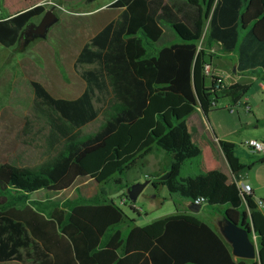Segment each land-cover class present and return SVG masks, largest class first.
<instances>
[{
	"label": "trees",
	"instance_id": "obj_1",
	"mask_svg": "<svg viewBox=\"0 0 264 264\" xmlns=\"http://www.w3.org/2000/svg\"><path fill=\"white\" fill-rule=\"evenodd\" d=\"M171 4L181 16L172 14L166 4L155 7L154 0H113L108 7L120 12L82 45L73 62L84 82L77 97H56L40 81L30 79L32 116L25 119L21 134L25 144L33 134L45 157L31 167L0 164V260L264 264V214L252 194L231 197L218 219L221 224L228 219L254 229L258 259L247 260L235 259L223 237L191 213L134 225L123 234L120 226L127 215L104 188L111 182L121 186L122 175L160 147L176 157L170 160L167 179H147L148 183L155 188L165 185L190 205L200 196L205 205L219 204L222 181L216 170L177 178L181 159L176 132L196 108L206 118L220 97L235 104L249 89V83L226 84L222 76L224 86L214 88L218 76L204 71L206 64L211 66L209 49L214 44L222 53L235 54L236 72H257L264 80V0H171ZM44 11V5L36 4L0 15V44L14 46L27 24ZM162 23L170 28V37ZM205 25V43L198 48ZM163 36L165 44H158ZM98 118L95 130L86 132L84 127ZM218 142L234 178L240 180L251 166L235 154L233 142ZM257 162L264 163V156ZM37 191L74 197L39 201L34 198ZM123 196L129 200L126 192Z\"/></svg>",
	"mask_w": 264,
	"mask_h": 264
},
{
	"label": "rangeland",
	"instance_id": "obj_2",
	"mask_svg": "<svg viewBox=\"0 0 264 264\" xmlns=\"http://www.w3.org/2000/svg\"><path fill=\"white\" fill-rule=\"evenodd\" d=\"M108 1L110 0H98L92 4H85L83 0H22L20 2L23 6L42 4L45 10L51 9L57 15V20L48 28L44 37L29 35L27 26L14 46L4 47L0 44V141L5 138L7 144L13 149L12 153L21 152L22 166L34 165L44 158L42 149L38 146L40 142L34 138L33 134L27 136L33 142L30 146L23 145L22 142L24 135L21 132L25 119L32 116L30 107L33 90L30 79L39 80L56 97L76 96L82 90L83 80L74 71L73 61L82 44L106 20L116 16V10L102 9V6H105ZM1 2L2 0H0ZM1 10L0 15L7 16L8 12L3 8ZM14 11L15 9H12L11 12ZM42 15L43 13L34 17L30 22L38 24ZM177 16H181V13H178ZM181 18L186 19L185 16ZM206 26L198 48L204 46L205 39L203 37ZM163 27L170 30L164 24ZM163 40L164 36L158 41V44L164 45ZM209 51L213 54L211 67L214 68L217 66L214 56H219L222 52L218 45L217 47L213 45ZM231 65H222L226 69L220 67L227 83L231 81L230 75L234 76L233 71H230ZM211 67L210 74H212ZM236 74L239 78L238 82L250 84L249 89L241 98V105L222 98L220 101L218 100L206 118L201 116V121L204 124L208 123L211 129L204 133L203 141L206 144L211 143L215 134L214 136L218 139L233 142L235 154L244 164L251 166L243 174L244 181L252 186L261 185L263 194L261 198L264 200V163L257 162L264 155L252 153L244 144L249 139H264V80L258 77L257 72L249 71L244 74ZM244 103L247 105L244 106ZM99 121L98 118L87 124L84 127L85 131H94ZM38 125L39 123L36 124L33 131L37 129ZM167 156L164 151L154 150L142 164H136L122 175L121 186L114 185L112 182L104 186L109 197H112L117 204H120V199L125 200V203L120 206L128 217L135 219L137 225H145L171 214L190 211L187 204L189 200L182 197L180 193H169L165 185H158L155 188L151 183H148L138 195L135 203L126 200L123 196L126 189L136 182H143L149 178L155 180L158 177L160 180L161 175H158L159 172L155 167L158 166L157 161L159 160L163 165L165 162L167 163L169 160ZM201 173L200 158L194 157L187 159L181 165L178 178L196 176ZM68 197H72V195L63 193L58 197L50 198V200L56 202V200ZM218 199L224 203L215 207L203 204L199 211L193 212V214L215 226L221 212L229 206L228 201H224L223 192L219 194ZM50 202L46 201V203ZM260 208L262 209V207ZM138 211L141 213L140 217L137 216ZM129 221L127 220V223ZM254 240L256 241V239Z\"/></svg>",
	"mask_w": 264,
	"mask_h": 264
},
{
	"label": "crops",
	"instance_id": "obj_3",
	"mask_svg": "<svg viewBox=\"0 0 264 264\" xmlns=\"http://www.w3.org/2000/svg\"><path fill=\"white\" fill-rule=\"evenodd\" d=\"M21 1L22 0H2V2L0 3V6H1V8L5 9L8 12L7 16L13 15V14H15L17 12L23 11V10H25V9L33 6V5L23 6V4L20 3ZM112 1L113 0H110V1L106 2V5L107 6L106 5H105L106 7L105 6H102V9H106L107 8L106 10H116V12L118 14L120 12V9H113V8H109L108 7V5ZM154 1L157 2V5L155 7H160V6L166 4L172 10V14L173 13L174 14H178L177 11H176V9H175V6L176 5L174 4V7H173L172 4H171V0H154ZM174 1H179L180 2L182 0H174ZM1 8H0V11H2ZM12 9H15V11L14 12H11ZM159 13H160V8H157L155 14L157 15ZM117 14H116V16H117ZM115 17H113V18H115ZM113 18H111L109 20H106L96 30V32L99 29H101L107 22H109L110 20H112ZM162 24H161V26L163 28L164 33H166L170 37V35H171L170 34V30H166L163 27ZM214 45H215V47H217V44H214ZM214 57H215L214 60H217L216 61L217 66L214 67V68H212L210 66L211 67V73L214 74V75H217V76H222L223 77V80H224V82L226 84L238 82L239 78L237 77V74L236 73H238V74H244V73H246V72H236V70H235V72L233 71V67L235 66V64H233V63H235V54L234 53H222L221 55L214 56ZM212 60L213 59H211V63H212ZM222 65H224V66L231 65L230 71L231 70L233 71L234 76L233 75L232 76L230 75V80H231L230 83H227L226 82V77L224 76L222 69H220V67L221 68H225V67H222ZM239 83H244V82H239ZM83 84H84V82L82 83V86H83L82 87V90L76 96H74V97H64V98H75V97H77L83 91V89H84V85ZM263 87H264V84H263ZM222 98L229 99L228 97H220L219 98V101ZM201 116L203 118H205L203 116V114L201 113L200 109L199 108H196L188 117H186L181 122L182 129L179 130L178 132H176V135L178 136V142H177L176 146H177V150H179L180 159H181V165H183V163L187 159H191V158H194V157H199L200 158V167H201V170H202V173L201 174H204V173H206L207 171H210V170H216L219 173V178L222 181V186L220 188L219 194L223 192L224 193V199H225L224 201H229V199L231 197L237 196V195H239V196L241 195L240 194V182H241V180H236L234 178V176H233V174H232V172H231V170H230V168H229V166L227 164V161H226V159H225V157L223 155V152H222V150L220 148V145H219V142H218L219 139L216 136H214L215 134L213 135V138H212V142L211 143H207L206 144V142L203 141V135H204V133H207V131L210 129V126L208 125V123L207 124L206 123L204 124L201 121ZM22 142H23V145H26V146H30L31 143H33L32 140L31 141L28 140V143L29 144H25L24 141H23V139H22ZM38 146L41 148L40 144ZM12 150L13 149L11 148V146L7 144L6 139L3 138V141H0V164H12V165H15V166H18V167H31V166H34V165L37 164V163H35L34 165H31V166H22V164L20 162L21 152H18L16 154H14V153H12ZM154 150H157V152L164 151L168 155V152L166 150L160 148V147H154L153 150L151 151V153ZM42 152H43V149H42ZM151 153H149V154H151ZM148 155H146L143 159H141L140 161H138L137 162V165L142 164L144 162L145 158ZM160 155L162 156V154H160ZM167 157H169V160H168L167 163L165 162L164 165H163V163L160 160L157 161L158 166L155 167V168L159 172L158 175H161L162 176V175L166 174L167 172L169 173L168 166H169L170 160L171 159H175L176 153H174L171 157L169 155ZM181 165H180V167H181ZM158 172H156V173H158ZM179 172H180V168H179ZM179 172H178L177 178L179 176ZM201 174H199V175H201ZM186 178L187 177H185V178H182L181 177V178H178V179H186ZM243 182L246 183V184H248L247 182L244 181V179H243ZM248 185H250V184H248ZM250 187L252 189L251 194H252L254 200L261 199L263 201V204H264V200H263V198H261L262 195H263L262 194V186L261 185H256V186L255 185L254 186L250 185ZM69 194L71 195V193H69ZM60 195L61 194H55V195L54 194H49V195H45L43 191H37L36 194L34 195V198L38 199L39 201H44L45 199L50 200V198H52V197H58ZM107 195H108V193H107ZM72 197H74V196H72ZM110 198H112V197H110ZM121 200L122 199H120V201ZM57 201L60 202L61 200H56V202ZM222 203H224V202L219 200V204H222ZM187 204H188V207L190 208V206H191L190 205V201H187ZM260 207H262V209ZM258 208L264 214V206L262 205V206H259ZM193 212L194 211H192L190 209L189 212H183V213H191V214H193ZM140 215H141V213L138 211L137 212V216L140 217ZM127 220H130L129 223L125 222V223H123L120 226V229L123 232V234H126L128 232V230L132 226L137 225L136 222H135V219L130 218V217L127 216ZM209 225L215 231H217L221 235V233H220L221 223L219 221H217V223L215 224V226H213L211 224H209ZM139 226H143V225H139ZM21 252H22V254H24V252L22 250H20V254H21ZM0 264H29V263H28L27 260H23L22 257L21 258L15 257V258L10 259V260H5V261L4 260L3 261L0 260Z\"/></svg>",
	"mask_w": 264,
	"mask_h": 264
},
{
	"label": "water",
	"instance_id": "obj_4",
	"mask_svg": "<svg viewBox=\"0 0 264 264\" xmlns=\"http://www.w3.org/2000/svg\"><path fill=\"white\" fill-rule=\"evenodd\" d=\"M57 20V15L51 9L44 11L42 18L38 24L29 22L27 24L29 28V35L44 37L48 28ZM236 67H233L235 72ZM169 173L160 177V180L167 179ZM148 184L147 181L136 182L130 185L126 189V195L128 199L135 203L138 195L143 190V188ZM192 211L197 212L200 209V205H191L190 208ZM220 233L223 239L229 244L231 254L235 258L239 259H258L257 243L255 239V231L247 229L235 222H232L228 219L223 221V224L220 226Z\"/></svg>",
	"mask_w": 264,
	"mask_h": 264
},
{
	"label": "built area",
	"instance_id": "obj_5",
	"mask_svg": "<svg viewBox=\"0 0 264 264\" xmlns=\"http://www.w3.org/2000/svg\"><path fill=\"white\" fill-rule=\"evenodd\" d=\"M204 71H205V73L207 75H209L210 74L209 73L210 72V66L206 64L204 66ZM215 82H216L215 86H214L215 89L224 86V83H223L222 79L219 76H218V78L216 79ZM218 100L213 102V106L214 107L216 106ZM241 103L242 102H241V99H240L235 104L236 105H241ZM243 105L246 106L247 103H244ZM229 110L231 111L232 109H229ZM244 144L252 153H260V154L264 155V139H249ZM243 179H244L243 178V174H241L240 175V180H241V182H240V194L241 195H243V194L249 195V194H251L252 189H251L250 185H248V184L243 182ZM124 202H125L124 199L120 201L121 204H124ZM243 202H244V205L247 207L246 201L243 200ZM255 202H256L258 207L263 205V201L261 199L255 200ZM192 203H193V205H200L201 206L202 204L205 203V199L202 196L196 197L193 200Z\"/></svg>",
	"mask_w": 264,
	"mask_h": 264
}]
</instances>
